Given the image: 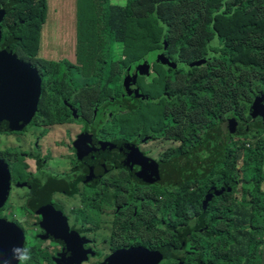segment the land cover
<instances>
[{
  "label": "trees",
  "instance_id": "16d2710c",
  "mask_svg": "<svg viewBox=\"0 0 264 264\" xmlns=\"http://www.w3.org/2000/svg\"><path fill=\"white\" fill-rule=\"evenodd\" d=\"M93 1H102L108 11L87 6L78 23L80 39L88 42L91 36L104 38L107 43L98 49L109 51L111 58L118 55L116 60L106 61V72L111 74L120 63L126 70L134 62L147 64L161 81L145 85L163 86L173 104L162 113L172 111L170 136L179 145L174 153L188 159L189 164L177 166L174 180L169 178L171 173L164 174L163 180L168 185L173 183L175 190L174 200L166 209L179 216L200 209L202 198L194 196L199 189L191 191L193 183L188 184V175L200 184L198 174L202 172L210 187L232 188L231 193L215 197L202 214L204 233L190 228L184 252L164 251L165 243L158 246L159 252L176 264H264V142L257 139L255 144H223L227 136L225 115L246 114L254 98L264 93V0H127L126 6L115 5L113 0ZM46 14L47 0H0V51L12 50L34 64ZM97 22L102 26L97 28ZM116 44L121 47L120 53L113 49ZM202 59L208 62L189 67ZM45 67L51 70L50 76L60 68L59 64ZM136 84L141 92L149 93ZM118 96L115 91L106 101L119 105ZM132 100L126 108L139 109L147 116L144 111L150 104L142 109ZM175 102H179L177 107ZM39 109L44 114V106ZM212 119L220 121L212 127ZM245 127L240 128L245 133L255 129ZM169 129L170 125L163 134ZM117 135L108 148L130 154L134 165L137 159L132 146L119 135L122 145L117 147ZM187 137L195 141L191 150L195 145L196 152L185 154ZM149 176L157 178L158 173ZM207 186H203L205 191ZM162 235L158 232L156 238ZM173 236L180 238L178 233Z\"/></svg>",
  "mask_w": 264,
  "mask_h": 264
},
{
  "label": "rangeland",
  "instance_id": "374dc122",
  "mask_svg": "<svg viewBox=\"0 0 264 264\" xmlns=\"http://www.w3.org/2000/svg\"><path fill=\"white\" fill-rule=\"evenodd\" d=\"M113 2L118 6L127 5V0H113ZM93 5H96L102 12L108 11L102 1L47 0L46 22L42 26L40 33L39 56L33 60L34 64L43 66V80L46 84L47 92L43 105L44 114L38 112L35 118L42 116L41 118H45L46 121L41 122L39 125L33 123L28 128L13 131L17 132V136L15 134L14 139L13 136H10V138L4 137L0 141L5 146L9 143L10 150L8 155L10 154L14 158L11 164L13 165V176L15 175L12 178L14 184L12 183L11 191L4 207L0 210V215L11 212L13 208H16L18 215L14 214L15 219L27 218V221L22 223L20 221L15 222L26 233V244L19 264H51L45 260L47 256L46 249L50 252L53 262L60 258V242L46 236L41 228L43 216L59 217L66 221L70 229L80 223H87L93 231V238L98 243H104V241H108V238L114 235L127 236L130 232L119 220H113L112 214L104 216L105 213H101L104 209L103 205H98V200H94L96 198L94 187L99 185L78 184L80 171L78 164L71 160L73 147L70 146L73 143L69 136L70 133L74 136L73 140H75L87 135V128L90 130L91 128H98V125H100L104 130L102 140H106V135H111L112 132L124 136L125 139L127 135L133 138L138 135V138H140L142 128L145 125H153L152 131H149L147 135H142L144 136L143 143H136L132 146V153L136 155V159L138 160L140 155H142V162L146 156H152L155 159H159L160 164L168 165L172 162L175 170H178L177 166L179 164L182 165L186 160L185 157L176 156L175 154L167 155L162 152L169 147V145L163 146L165 139L169 138L163 133L165 128H169V124H173V113L172 111L161 113V110L173 104L170 103L169 95L164 91L163 86L153 85L154 88H148L145 85L146 82L153 83L154 80L158 84L161 81V76L156 72H148L146 76L138 77L137 83L140 84L145 92L149 93H141L142 97L135 98L131 102L137 106L141 105L142 109L147 104H150V107L144 111L148 117L139 109L129 110L124 108L120 105L126 99L122 84L123 77L126 73H134L137 70V62L130 65L127 70L120 63L114 74H111V71L106 72L105 66L108 58L114 60L118 55L112 54L111 58L109 51L106 53V49H98V46L102 47L101 45L107 43L101 36L96 38L91 36L88 42L80 39V26L78 24L81 18L80 14L86 10L87 6L92 7ZM96 26L99 28L102 24L97 22ZM113 49L115 53H120L121 51V47L118 44L114 45ZM29 63L32 62L30 61ZM45 64H59L60 68L56 74L50 76L49 72L51 70H46ZM116 90L119 94V105L106 101L111 99L112 94ZM151 97L152 99H150ZM112 98H114V95ZM178 103L175 102L174 107H177ZM250 109H248L246 114H237L236 118L240 125L254 126L255 129L249 133L241 131L237 132V134H231L226 127L227 136L224 138L223 144L226 146L234 145L235 143L240 146L245 142L255 144L257 139L264 142V135H262L261 130L262 125H264V115H256V113L253 115ZM70 112L73 114L70 115ZM227 115H225V118ZM87 116L92 118L89 121V125L85 127L82 117L85 118ZM239 116L241 118H238ZM67 117H70L68 121ZM59 118H62L63 122L70 124L61 126L50 122V120L56 121ZM129 121L130 123H128ZM215 121V119H212L211 123ZM159 124L160 127H158ZM25 129H28L31 134V136L25 137V141L28 143L26 147L20 138V133L23 134ZM15 141L18 146L24 147L25 154L23 156L17 150ZM76 141L74 142L75 145ZM8 155L1 159L6 162ZM130 158V154L122 156L115 165L102 168L100 175L104 176L109 172L123 171L128 176L129 173L133 172L131 177L134 179L135 168H130V165H134L132 163L127 165ZM57 174L62 175L57 176ZM65 175L68 177L63 179L67 182L66 187L49 193L46 200L48 203L45 207L46 210L40 213L37 207L40 197H35L32 192L33 187H37L38 177H50L58 181ZM198 175L199 187L203 188L206 184L210 186L209 180L204 176V173L199 172ZM137 176L141 181L142 174L138 173ZM188 178V184L195 183L192 176L188 175ZM140 181L126 185L127 189L130 190L129 192H132V189L143 190V192H137L133 195L136 200L144 197L147 192H154L150 183H142ZM71 182H74L75 185L71 186ZM157 189L162 191L160 187ZM103 192L109 191L103 189ZM157 196L147 195L144 197L145 205L150 213L154 211L156 203L163 204L154 199ZM125 197L132 199L127 194H125ZM215 197L213 196V199ZM31 201L34 203L33 205H30ZM123 203L124 200L121 197L118 217L132 216L136 209L133 208L127 211L121 208ZM167 221L168 219L165 220V222ZM134 230L137 231L139 228L136 227ZM142 236L144 237V235ZM139 238L141 239V237ZM147 240L153 241L152 231H150V237Z\"/></svg>",
  "mask_w": 264,
  "mask_h": 264
},
{
  "label": "flooded vegetation",
  "instance_id": "af4514ba",
  "mask_svg": "<svg viewBox=\"0 0 264 264\" xmlns=\"http://www.w3.org/2000/svg\"><path fill=\"white\" fill-rule=\"evenodd\" d=\"M19 60L26 64H30L32 68L36 69L38 72V75L41 80V94L38 102V107L40 108L41 105H44V99L46 96V84L43 80L44 72L42 70V66L39 64H33L29 63L24 59V57L17 56ZM125 59V58H124ZM144 61V60H143ZM139 64V63H138ZM124 69L126 70V67L123 66ZM115 73V72H114ZM113 73V74H114ZM132 74V80L133 82L129 86V90L132 93V96L129 97L128 93H126V87H125V80L128 75L123 77V89L124 92L126 93V99L123 100L122 103H120L121 106L126 108V104H128V99L132 100L138 97H142L143 92H141L140 87L135 83L138 73L134 72ZM138 81V79H137ZM137 83V82H136ZM140 89V93L137 92L138 88ZM117 91V90H116ZM115 92V91H114ZM145 94V93H143ZM263 94V93H261ZM152 99V98H150ZM256 99V98H255ZM254 101V100H253ZM251 106V105H250ZM38 108L37 113H41V110ZM161 110V108H160ZM154 111V109H153ZM251 112V109H250ZM36 113V114H37ZM162 113V110H161ZM73 114L70 112V115ZM185 114H188V110H185ZM34 118L32 119L31 123L29 126L26 128L30 127L33 123L36 125H39L41 122L46 121L45 118ZM70 117H67V121L69 120ZM72 118V117H71ZM82 121L84 123V126L86 127L89 125V121L92 117H82ZM238 118H241L240 116ZM232 124L234 125V122L237 123V127H242L243 125H240L238 122V119L236 118L235 115H227L226 118H224V126L225 128L228 127L227 122L232 120ZM186 121H189V119H186ZM220 120H217L212 123V127L214 124L219 122ZM51 123H57L61 126L68 125L70 123H65L63 122L62 118H59L56 121H51ZM223 123V122H222ZM172 130L171 124H169ZM250 125V124H248ZM263 126V125H262ZM160 127V124L158 125ZM211 127V128H212ZM249 127V126H248ZM151 128V131L153 130V125H145L142 129V133H140L141 137L138 138V135L136 138H133L130 135H127V138L125 139L126 144L129 146H134L136 143L141 144L143 143V134H148L149 129ZM210 128V129H211ZM186 130H189V127H185ZM143 133V131H145ZM264 130V128L262 129ZM226 131V130H225ZM230 131V129L228 130ZM104 130L101 128L100 125H98V128H91L90 130L87 128V135H83L81 138H76L74 139V136L69 134L72 145L70 147L72 148V157L71 160L75 163L78 164V169L80 171V176H79V183L78 184H87V185H99L94 187L96 190V198L94 200H98V205L101 206L103 205L104 209L101 211V213H105L104 216H108V214H112L113 220H119L122 225L126 228L129 229V234L127 236H122V235H114L110 238H108V241H104V243H98L96 240L93 238V231L91 230V227L87 223H80L76 227H72L71 229L67 226L66 221L62 220L59 217H49V216H43V222L41 224V228L43 232L45 233L46 236L52 237L53 239L58 240L59 242H63V246L61 245L60 247V258L56 260V262H53L52 257L50 252L46 249L47 256L45 260L49 261L51 264H64L62 263L63 260V251L66 248L68 251H71L73 253H77L78 256V264H105L109 260H111L116 253H120L122 251L130 252L131 254H136L138 256H142L146 250H148L151 254L149 255V258L147 259V262L150 261L151 256L154 254V252H159V245L162 243H165V248L164 251H170L177 249L178 251L184 252L186 250V240L190 236V228H193L195 230L198 228L199 232L204 233L206 229V221L205 218L202 217V214L207 210L208 205L213 202V196H216L219 198L222 196L226 191L228 193L232 192V188L226 189V188H218V187H210L207 186V191H205L204 188L199 187L197 183H193V188L191 191H194V196L196 198H202L199 203L200 209L196 213H192L191 215L187 212H185L182 216H179L175 211L173 210H167L166 205L167 203L171 202L174 200V184L169 182V185L166 184V182L163 180V176L168 175L171 173L170 178L172 180L175 179V168L174 165L169 163L168 165L166 164H160L159 159H155L152 156H146L145 160H142V155L138 158V160H134V166L130 165L132 161H129L127 165H130V168L132 167L135 168V177L134 179L131 177L133 172L127 176L125 172L120 171V172H112V173H107L104 176L100 175V167L98 165H93L95 161L97 160H103V161H108V160H118L122 156H126L121 150L113 151L112 149L108 148L110 146V142L112 143V139H115L116 133L112 132L111 135L107 134L106 139L107 140H102L104 137ZM17 132H11V133H0V141L4 137H9L13 136V139L15 137V134ZM24 134V135H23ZM20 133V138L23 141L24 146H28V143L25 141L26 136H31L30 132L28 129H25L24 133ZM145 135V136H146ZM164 135V134H163ZM264 135V133H262ZM17 136V134H16ZM118 136L116 137L115 144L117 147H120L121 141H119ZM166 136H168V139H165V142L163 146L165 147L166 145H169L168 148H166L165 152L167 155L170 154H175L174 150L179 148V145L177 142L171 139L170 133H167ZM130 138V139H128ZM151 138H153L151 136ZM187 141V147L188 151L185 154H190L192 151H195V145L194 148L191 150V147L193 146V143L195 141H191L189 137L185 138ZM76 141V145L74 142ZM148 141V140H147ZM15 146L17 150L20 152V154L23 156L24 153V147L18 146L17 142L15 141ZM9 143L7 146L2 145L0 142V158L4 157L5 155H8L9 151ZM135 155V154H134ZM8 160L6 163L8 166H10V175H11V187L10 191L12 188V178L13 172H12V167L13 165L11 164V161H13V157L10 156V154L7 156ZM136 157V155H135ZM188 159L184 161L183 164H189ZM182 164V165H183ZM115 165V164H114ZM181 165L179 164V167ZM96 168L95 175L92 174V169ZM129 169V168H126ZM142 171H145V175H142L141 181L138 178L137 174L142 173ZM158 173V177L154 178V176H149L150 174L153 173ZM117 173V175H116ZM62 175V174H57V176ZM155 175V174H154ZM55 176L56 178H59ZM66 176V177H65ZM62 176L63 178L55 181L56 185L58 187H61L62 190L66 187L67 182L63 179H67V175ZM43 177L40 176L37 179V187L34 186L32 189V192L34 193L35 197H40L39 202L37 204V207L39 208L40 213H43L46 209V205L48 204L46 202L47 196L49 193L54 192L51 191L49 193H45L44 190L46 189V185H44L43 190L39 188V179ZM61 178V177H60ZM136 181H140L142 183H150L151 187L153 188L154 192H147L144 194L145 196L150 195V196H156L154 199L157 200L158 202L161 203H156L154 211L152 213L148 212V207L145 205V200L144 197L141 199L136 200L135 196H133L137 192H143V190L140 189H132V192H129L130 190L127 189L126 185L128 183L133 184ZM74 182H71V186H74ZM161 188L162 191L158 190L157 188ZM103 189L109 191V192H103ZM57 191V190H56ZM128 191V192H127ZM205 192V193H204ZM125 194L129 195L131 198H126ZM121 197L124 200V203L121 208H124L125 210H131L133 208L136 209L134 214L129 217H118L119 214V205L121 201ZM159 198V199H158ZM163 200V201H162ZM32 201L30 202V205H33ZM99 209H101L99 207ZM14 214L18 213L16 212V208H13L11 212L4 213L0 215V219H5L8 222H11L15 224V222L20 221L22 223L23 221H27V218L25 219H15ZM124 221H123V220ZM168 219L167 222L165 220ZM112 220V221H113ZM190 225V227L187 226V223ZM139 228V230L135 231V228ZM150 231H152V239L153 241H148V237H150ZM158 232H162L163 235L159 238H156V235ZM25 233V231H24ZM178 233L180 238H176L173 236V234ZM144 235V237L142 236ZM141 237V239L139 238ZM143 237V238H142ZM34 238V236H33ZM25 239H26V233H25ZM25 242L23 245V249L25 247ZM194 249V248H193ZM195 250V249H194ZM162 255V261L159 264L167 263V264H176L174 263L169 257L164 256V252H159ZM121 264H129L130 259L129 257L127 258H121L120 259ZM152 264L153 262H149Z\"/></svg>",
  "mask_w": 264,
  "mask_h": 264
},
{
  "label": "water",
  "instance_id": "95a60500",
  "mask_svg": "<svg viewBox=\"0 0 264 264\" xmlns=\"http://www.w3.org/2000/svg\"><path fill=\"white\" fill-rule=\"evenodd\" d=\"M2 17L0 16V22ZM1 39V30H0ZM208 61L202 59L189 64V67H201ZM139 76H146L150 72L147 64H138L135 71ZM135 81V85L137 82ZM133 82L132 74L128 73L125 80L126 93L129 97L132 93L129 90L130 84ZM41 80L36 69L30 64H26L18 59L12 50L0 51V133H11L13 131L22 130L30 125L32 119L38 111V102L41 94ZM138 88V87H137ZM140 89L138 88L137 92ZM251 104V114L264 115V93L255 97ZM233 119L227 122L231 134L237 132H246V130L237 127L236 122L232 124ZM146 162V160H144ZM118 160H108L100 163V169L110 167L116 164ZM96 168L92 169L95 175ZM157 173V172H156ZM143 175V172L141 173ZM152 175V174H151ZM11 187L10 166L0 158V210L5 205ZM25 242L24 231L5 219H0V264H19L23 257V245ZM63 246V242L60 241ZM151 253L146 250L142 256L122 251L116 253L114 257L105 264H121V258L129 257V264H159L162 261V255L154 252L149 262L147 259ZM77 253L63 251L64 264H78Z\"/></svg>",
  "mask_w": 264,
  "mask_h": 264
},
{
  "label": "crops",
  "instance_id": "0c3cea01",
  "mask_svg": "<svg viewBox=\"0 0 264 264\" xmlns=\"http://www.w3.org/2000/svg\"><path fill=\"white\" fill-rule=\"evenodd\" d=\"M103 162V160H97L93 165H100V163ZM44 185H46V189L44 192L47 194L51 191H56L58 189H61V187H58L56 183L54 182V179H51L50 177H41L39 179V188L43 190Z\"/></svg>",
  "mask_w": 264,
  "mask_h": 264
},
{
  "label": "clouds",
  "instance_id": "9594fccd",
  "mask_svg": "<svg viewBox=\"0 0 264 264\" xmlns=\"http://www.w3.org/2000/svg\"><path fill=\"white\" fill-rule=\"evenodd\" d=\"M128 73H130V72H128Z\"/></svg>",
  "mask_w": 264,
  "mask_h": 264
}]
</instances>
